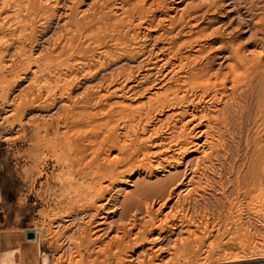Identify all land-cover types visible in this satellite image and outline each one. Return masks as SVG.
<instances>
[{
    "label": "rangeland",
    "instance_id": "374dc122",
    "mask_svg": "<svg viewBox=\"0 0 264 264\" xmlns=\"http://www.w3.org/2000/svg\"><path fill=\"white\" fill-rule=\"evenodd\" d=\"M4 249L264 264V0H0Z\"/></svg>",
    "mask_w": 264,
    "mask_h": 264
},
{
    "label": "water",
    "instance_id": "95a60500",
    "mask_svg": "<svg viewBox=\"0 0 264 264\" xmlns=\"http://www.w3.org/2000/svg\"><path fill=\"white\" fill-rule=\"evenodd\" d=\"M33 237H34V234L31 231L25 232L26 239H32Z\"/></svg>",
    "mask_w": 264,
    "mask_h": 264
},
{
    "label": "crops",
    "instance_id": "0c3cea01",
    "mask_svg": "<svg viewBox=\"0 0 264 264\" xmlns=\"http://www.w3.org/2000/svg\"><path fill=\"white\" fill-rule=\"evenodd\" d=\"M5 254H6V250L4 249V252L2 254V258H1V263L0 264H5Z\"/></svg>",
    "mask_w": 264,
    "mask_h": 264
},
{
    "label": "bare ground",
    "instance_id": "6f19581e",
    "mask_svg": "<svg viewBox=\"0 0 264 264\" xmlns=\"http://www.w3.org/2000/svg\"><path fill=\"white\" fill-rule=\"evenodd\" d=\"M2 1V0H1ZM21 4V3H20ZM14 5V4H13ZM21 6V5H20ZM17 10V9H16ZM19 15V14H18ZM20 17V16H19ZM20 29V28H19ZM89 139V138H88ZM11 246V245H10ZM46 262H47V259H46ZM44 263H45V258H44ZM48 263V262H47Z\"/></svg>",
    "mask_w": 264,
    "mask_h": 264
}]
</instances>
